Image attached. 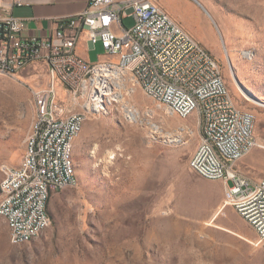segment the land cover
I'll return each mask as SVG.
<instances>
[{
    "label": "rangeland",
    "instance_id": "obj_1",
    "mask_svg": "<svg viewBox=\"0 0 264 264\" xmlns=\"http://www.w3.org/2000/svg\"><path fill=\"white\" fill-rule=\"evenodd\" d=\"M166 1L219 61L237 107L256 113V138L264 144V0ZM101 48L90 50L94 59ZM121 72L110 81L111 98L89 111L74 141L76 185L51 196V225L17 244L0 215V264H264V241L258 244L257 231L225 205V181L190 167L202 116H179ZM48 83L40 63L0 74V180L4 166H18L25 155L36 121L34 90ZM92 87L73 96L60 84L59 97L70 110L86 111Z\"/></svg>",
    "mask_w": 264,
    "mask_h": 264
},
{
    "label": "built area",
    "instance_id": "obj_2",
    "mask_svg": "<svg viewBox=\"0 0 264 264\" xmlns=\"http://www.w3.org/2000/svg\"><path fill=\"white\" fill-rule=\"evenodd\" d=\"M22 0H0V8H13ZM132 26L120 33L123 15ZM23 18L0 15V74L14 75L29 64L48 69L49 83L34 90L36 121L30 133V147L13 173L0 180V215L15 227L12 243H28L26 231L41 221L51 225L48 205L51 196L74 186L71 157L65 145L88 118L86 111H72L59 97L60 84H67L73 96L98 66L129 65L137 71L144 91L158 102L173 107L181 117L197 112L202 116L201 142L190 160L200 176L226 183L225 205H232L264 241V176L253 181L241 175L234 164L253 148H264L256 138V113L237 107L216 57L156 0H90L87 8L64 22L50 38H22ZM83 31L88 46L100 44L107 59L99 64L83 58L77 44ZM117 61V62H115ZM67 124L68 134H61Z\"/></svg>",
    "mask_w": 264,
    "mask_h": 264
},
{
    "label": "crops",
    "instance_id": "obj_3",
    "mask_svg": "<svg viewBox=\"0 0 264 264\" xmlns=\"http://www.w3.org/2000/svg\"><path fill=\"white\" fill-rule=\"evenodd\" d=\"M89 1L90 0H22L20 5H16L11 9L0 8V15L12 14L16 17L24 19L25 26L20 34L22 38H31L33 36L50 38L54 35L55 31L59 28L62 22L70 16L85 10ZM122 1L123 0H116L117 3H121ZM156 1L190 33L195 35L183 22L179 20L177 16L171 12L168 7L170 5L169 2L166 0ZM131 17L132 16L128 14L123 15V26H115V31L120 33L123 27H126L124 25L125 19H130ZM95 48L98 49V44ZM91 49L92 48H89L88 46V33L83 31L77 44V52L79 55L95 64H99L107 59L117 60L116 56L107 55L103 47L99 52H97L94 59L90 53ZM262 141H264V138ZM234 166L241 175L242 173L248 172V174H252L250 177L251 180L259 181L264 174V154L261 147L253 148L249 154L236 162Z\"/></svg>",
    "mask_w": 264,
    "mask_h": 264
},
{
    "label": "bare ground",
    "instance_id": "obj_4",
    "mask_svg": "<svg viewBox=\"0 0 264 264\" xmlns=\"http://www.w3.org/2000/svg\"><path fill=\"white\" fill-rule=\"evenodd\" d=\"M126 71L129 73H132L133 76L136 78L137 82H139V76L137 75V71L133 67H129V65H105L104 68L99 67L95 71L89 72V76L93 73H95L94 78L89 77V80L91 81H84L83 86L86 87L88 85H91L92 91H87L88 96V103L86 104V108L93 111H99V109H102L106 98H111L112 88L111 86V80L114 78L120 79L122 77V72ZM91 78V79H90ZM91 82V83H90ZM141 87L144 90L143 84L139 83ZM241 89L244 91V96L246 99H253V97L242 87ZM110 96V97H109ZM116 96V95H113ZM259 102V101H258ZM261 105L264 103L259 102ZM170 110L175 112L173 110V107H168ZM87 119V118H86ZM85 119V120H86ZM60 131L61 134H68V127L67 124H60ZM80 129H73V136H77ZM76 138H71L67 144L65 145V155H68V157H71L70 162V170L72 173V176L74 178V183L76 182V173H75V166L72 158V148L73 143ZM30 147V140L28 139L27 148ZM3 172L5 173H13V166H4ZM10 229V239L12 241L13 235L15 234V227L13 225V222L8 218L5 217ZM44 229V226L42 225L41 221H34L32 223V231H26V240H33L39 233ZM20 244V243H17Z\"/></svg>",
    "mask_w": 264,
    "mask_h": 264
}]
</instances>
